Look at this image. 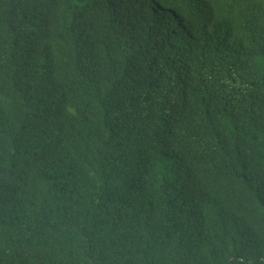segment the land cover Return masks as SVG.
Returning a JSON list of instances; mask_svg holds the SVG:
<instances>
[{
	"label": "trees",
	"instance_id": "trees-1",
	"mask_svg": "<svg viewBox=\"0 0 264 264\" xmlns=\"http://www.w3.org/2000/svg\"><path fill=\"white\" fill-rule=\"evenodd\" d=\"M0 264H264V0H0Z\"/></svg>",
	"mask_w": 264,
	"mask_h": 264
}]
</instances>
